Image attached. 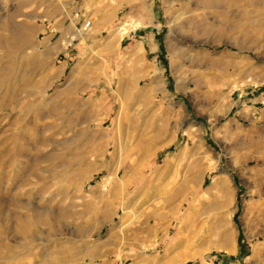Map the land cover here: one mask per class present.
Masks as SVG:
<instances>
[{
    "label": "rangeland",
    "instance_id": "1",
    "mask_svg": "<svg viewBox=\"0 0 264 264\" xmlns=\"http://www.w3.org/2000/svg\"><path fill=\"white\" fill-rule=\"evenodd\" d=\"M0 264H264V0H0Z\"/></svg>",
    "mask_w": 264,
    "mask_h": 264
},
{
    "label": "bare ground",
    "instance_id": "2",
    "mask_svg": "<svg viewBox=\"0 0 264 264\" xmlns=\"http://www.w3.org/2000/svg\"><path fill=\"white\" fill-rule=\"evenodd\" d=\"M90 23V22H89ZM91 26V23L88 25V27H86V25H83V27H82V29L77 33V34H73L74 36H70V37H68V38H66L65 40H64V42L65 43H67V44H69V43H71L75 38H82V39H88V37H90L91 36V33L93 32V30H94V28H95V25H93L92 27H90ZM124 26H126V25H124ZM122 30H123V28H121L119 31L120 32H122ZM120 35H123L124 33H119ZM119 36V35H118ZM122 37V36H121ZM120 39V38H119ZM65 43H60V47H62V46H64L65 45ZM109 45V44H108ZM66 46V45H65ZM223 204H225L224 203V201L222 202ZM223 206V205H222ZM221 206V207H222Z\"/></svg>",
    "mask_w": 264,
    "mask_h": 264
},
{
    "label": "built area",
    "instance_id": "3",
    "mask_svg": "<svg viewBox=\"0 0 264 264\" xmlns=\"http://www.w3.org/2000/svg\"><path fill=\"white\" fill-rule=\"evenodd\" d=\"M89 24H90L89 22H86V27H88Z\"/></svg>",
    "mask_w": 264,
    "mask_h": 264
}]
</instances>
